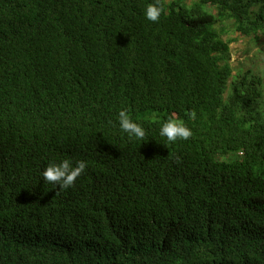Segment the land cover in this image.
<instances>
[{"label": "trees", "instance_id": "1", "mask_svg": "<svg viewBox=\"0 0 264 264\" xmlns=\"http://www.w3.org/2000/svg\"><path fill=\"white\" fill-rule=\"evenodd\" d=\"M151 2L0 0V264H264V72L230 63L264 0Z\"/></svg>", "mask_w": 264, "mask_h": 264}, {"label": "clouds", "instance_id": "2", "mask_svg": "<svg viewBox=\"0 0 264 264\" xmlns=\"http://www.w3.org/2000/svg\"><path fill=\"white\" fill-rule=\"evenodd\" d=\"M164 12L165 7L161 0H152L145 7L144 16L148 21L155 23ZM117 123L119 130L126 134L129 139L144 140L146 138V129L132 118L126 108L118 112ZM159 134L169 142H175L178 139L187 140L191 137L192 132L183 121L169 117L160 126ZM86 168L87 163L84 160L77 161L75 165L69 159L59 162L51 161L45 167L42 175L45 181L53 184L54 188L58 187L59 190H63L71 187L76 179L85 172Z\"/></svg>", "mask_w": 264, "mask_h": 264}, {"label": "rangeland", "instance_id": "3", "mask_svg": "<svg viewBox=\"0 0 264 264\" xmlns=\"http://www.w3.org/2000/svg\"><path fill=\"white\" fill-rule=\"evenodd\" d=\"M237 34L229 31L223 36L224 40L236 38ZM231 48V66L236 73L238 70L253 71L256 74L264 72V37L255 40L254 37L243 38L239 36L238 40L230 45ZM264 74H261L263 76Z\"/></svg>", "mask_w": 264, "mask_h": 264}]
</instances>
